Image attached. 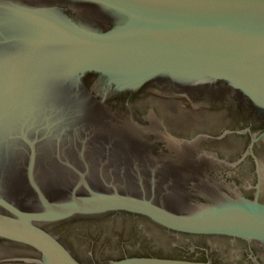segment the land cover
<instances>
[{"label": "water", "instance_id": "95a60500", "mask_svg": "<svg viewBox=\"0 0 264 264\" xmlns=\"http://www.w3.org/2000/svg\"><path fill=\"white\" fill-rule=\"evenodd\" d=\"M150 84L264 118V0H0V239L37 250L41 264H88L50 226L122 209L264 243V203L169 204L156 174L124 168L152 147L112 102Z\"/></svg>", "mask_w": 264, "mask_h": 264}, {"label": "flooded vegetation", "instance_id": "af4514ba", "mask_svg": "<svg viewBox=\"0 0 264 264\" xmlns=\"http://www.w3.org/2000/svg\"><path fill=\"white\" fill-rule=\"evenodd\" d=\"M112 105L132 116L142 132L137 138L152 147L133 152L137 165L124 168L156 174L153 177L159 186L174 195L169 204L264 203V118L252 109L233 99L188 95L158 84L116 97ZM149 161L154 165L145 164ZM50 230L77 259L88 264L131 256L264 264L260 240L180 231L129 210L81 215L54 223ZM39 258L32 247L0 239V264H41Z\"/></svg>", "mask_w": 264, "mask_h": 264}]
</instances>
